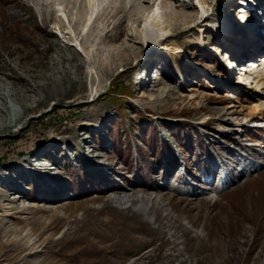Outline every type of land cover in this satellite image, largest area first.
<instances>
[{
	"label": "rangeland",
	"instance_id": "obj_1",
	"mask_svg": "<svg viewBox=\"0 0 264 264\" xmlns=\"http://www.w3.org/2000/svg\"><path fill=\"white\" fill-rule=\"evenodd\" d=\"M52 1L0 0V264H264V123L232 113L248 106L253 83L231 84L244 69L227 75L201 47L239 56L247 42L213 38L195 0H127L109 19H96L109 0L93 11L58 0L61 13ZM209 2L206 20L234 7ZM153 5L171 25L154 48L135 29ZM173 11L196 19L172 25ZM170 148L193 185L166 163ZM238 151L250 158L234 168L225 158ZM215 166L222 182L206 178Z\"/></svg>",
	"mask_w": 264,
	"mask_h": 264
},
{
	"label": "bare ground",
	"instance_id": "obj_2",
	"mask_svg": "<svg viewBox=\"0 0 264 264\" xmlns=\"http://www.w3.org/2000/svg\"><path fill=\"white\" fill-rule=\"evenodd\" d=\"M85 1H86L87 4L89 3L88 5H89L90 9L93 11L95 9V7H96V3H95L96 1L95 0H85ZM125 1H127V0H109L106 3H102L103 5L101 4V6L99 7L96 19H99V18H102V17L105 18V19H106V17L108 19L111 18V17L113 18L115 16V14H117L118 12L123 11V7H121V6H124V2ZM176 1L179 2V6L180 7L194 8V7H196L195 4H197L198 11L196 10V14L199 15L198 18H200V19L198 21H199L200 24L208 25L211 21L212 22L215 21L213 15L209 16L208 20H206V16L207 15H205V16L201 15L203 13L205 14L206 9L208 7H211V4H210L209 0H195V4L190 2L189 0H182V1L181 0H176ZM184 1H187V2L184 4V3H182ZM77 2H78V0H77ZM52 5H53V8L55 9V13L63 12V8L61 7V3L58 0H53L52 1ZM112 7H115V9H113L114 12L110 13L112 11V10H110ZM156 8H158V5H156V6L153 5V8L148 12L147 17L144 18V20H140V21L137 20L136 21L137 23L135 24V29H136L137 33L139 34V37L137 39L141 42V46L143 44V45H146V46L154 48V46L159 44V41H161L165 37V35H168V34L171 33V27H169L171 25L169 24V26H168V25H163L162 24L161 17H163V16L161 15L160 11L157 10ZM193 16L194 15H192V14L185 15V14H182V12L173 11L171 17L173 19V23L174 24H172V25H176V24L178 25V24H180L182 22L189 23L191 21H194L196 19V17L194 18ZM240 16H237V19ZM96 19H94L90 23V28L88 29V32H86L84 34V36L81 38V41H83V43H86L90 39V36L92 35V33L94 32L93 29L96 28V26H95V20ZM108 19H107V21H108ZM90 20H91V17H88L85 20V22L87 23ZM226 21L228 23H224L223 22V23L219 24L221 26V29H223L222 26L226 27L227 25H232L233 26V30L237 29L235 24L232 22V20L228 19ZM241 21H242V19H241ZM212 28H214V25L212 26ZM76 30H77V28H76ZM216 30H219V29H216ZM229 30H232V29L230 28ZM225 31L227 32L228 30H226V28H225ZM242 32H243L244 36L247 38L246 39L247 43L251 42L253 40L252 38H250L251 36L249 37L247 35V33H248L247 31H242ZM78 34H80V33H78ZM95 34H97V32ZM108 36L111 39V41L113 40V38H115L114 35H108ZM131 36H133V35H131ZM133 37H136V36H133ZM93 38H94V36H93ZM99 40H100V38H99ZM165 45H167V44H165ZM248 46L251 47V45L249 43H248ZM257 46H258L257 44L254 46L253 51H254L255 47H257ZM108 54H110L112 56H116V57L119 56L124 61L129 59V56H128L129 54L128 55H124V54L118 53L116 51H109ZM242 54H244V53H242ZM226 58L228 59V55L226 56ZM262 63L258 64V65H262ZM224 67H225L226 71H228V65H227V67H226V65ZM250 71H252V70H250ZM226 73L228 75V72H226ZM161 77L162 78H160V79L158 78L161 82H159V80L156 79L158 81V84H157L156 87L159 90H162L163 87L166 86V82H167L166 81L167 79L165 78L166 76H161ZM248 77L249 76L247 74L239 75V76H237L239 81H238V79H236V80L233 79L231 81V84H234L233 83L234 81H237L238 83L242 82L241 78H242L243 81L245 79H250V77L249 78ZM57 80H59V79H54L52 83H54ZM250 82L253 83V90L249 92L248 106L246 108L239 109L240 111H234L233 110L232 113H242V114H244V116H246L248 118H252V119L253 118H260V119H262L264 121V66L262 67V70L259 69V72L257 73V75H255V76H253V78H251ZM187 95H188L189 98H193L194 93L190 90V91H187ZM139 210L145 211L146 209L144 207L140 206Z\"/></svg>",
	"mask_w": 264,
	"mask_h": 264
},
{
	"label": "trees",
	"instance_id": "obj_3",
	"mask_svg": "<svg viewBox=\"0 0 264 264\" xmlns=\"http://www.w3.org/2000/svg\"><path fill=\"white\" fill-rule=\"evenodd\" d=\"M121 99H119V101H120ZM167 124V123H166ZM170 124V125H169ZM169 124H167L166 125V128H171V125H172V123L171 122H169ZM182 131V130H181ZM173 133V132H172ZM193 134H195L196 135V137H198L199 138V136H198V132L197 131H193ZM174 136V143H176V146L178 147V148H180L181 147V149H183V147H185V146H183L182 144L183 143H180L178 140H177V138H175L176 136L175 135H173ZM113 140H114V138H113ZM158 141H157V138L155 137V143H157ZM165 144V142L163 141L162 142V145H164ZM202 144H203V142L200 140V138H199V145H200V147L202 146ZM191 144L189 143L188 144V146H190ZM167 147H169V146H167ZM165 158H166V163L168 164V165H172L173 167H175L176 166V164H177V162H178V160H177V158L174 156V150H172L171 148H170V150H169V152H168V155L167 156H165Z\"/></svg>",
	"mask_w": 264,
	"mask_h": 264
}]
</instances>
